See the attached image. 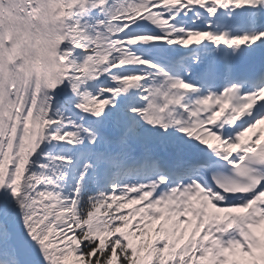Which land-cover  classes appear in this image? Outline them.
<instances>
[{
  "label": "snow or ice",
  "instance_id": "1",
  "mask_svg": "<svg viewBox=\"0 0 264 264\" xmlns=\"http://www.w3.org/2000/svg\"><path fill=\"white\" fill-rule=\"evenodd\" d=\"M0 264H264V0H0Z\"/></svg>",
  "mask_w": 264,
  "mask_h": 264
}]
</instances>
